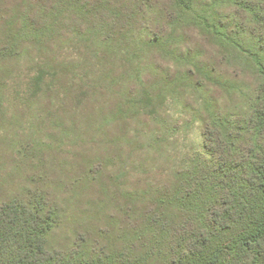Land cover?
Here are the masks:
<instances>
[{
  "label": "trees",
  "instance_id": "16d2710c",
  "mask_svg": "<svg viewBox=\"0 0 264 264\" xmlns=\"http://www.w3.org/2000/svg\"><path fill=\"white\" fill-rule=\"evenodd\" d=\"M217 2L0 0V65L19 45L38 47L35 80L51 77L54 96L67 89L68 73L96 93L120 56L142 60L148 42L159 45L167 28L187 26L208 38V66L230 62L247 87L242 105L211 117L205 154L176 173L154 208L134 211L119 250L50 246L57 211L44 194L28 192L0 202V264H264V0H231L229 14ZM67 41L76 54H58Z\"/></svg>",
  "mask_w": 264,
  "mask_h": 264
},
{
  "label": "rangeland",
  "instance_id": "374dc122",
  "mask_svg": "<svg viewBox=\"0 0 264 264\" xmlns=\"http://www.w3.org/2000/svg\"><path fill=\"white\" fill-rule=\"evenodd\" d=\"M232 5L218 0L216 10L229 14ZM207 39L195 27L167 28L159 45L146 44L142 60L120 56L113 79L95 82L96 93L68 73L67 89L55 96L51 77L36 83L38 47H16L0 65V202L44 194L57 211L50 246L119 250L134 211L154 208L176 173L205 154L211 117L242 105L246 84L230 62L208 66ZM57 48L76 54L70 41Z\"/></svg>",
  "mask_w": 264,
  "mask_h": 264
}]
</instances>
